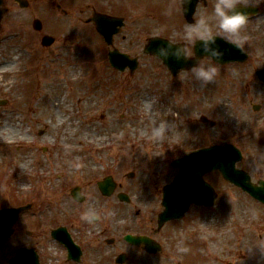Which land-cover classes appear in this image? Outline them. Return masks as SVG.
I'll return each mask as SVG.
<instances>
[{
    "label": "rangeland",
    "instance_id": "rangeland-1",
    "mask_svg": "<svg viewBox=\"0 0 264 264\" xmlns=\"http://www.w3.org/2000/svg\"><path fill=\"white\" fill-rule=\"evenodd\" d=\"M99 2L100 9L113 12L118 0ZM128 2L135 10L126 16L112 48L138 57L133 73L112 69L107 62L110 48L94 28L72 17L65 20L67 26L49 3L43 7L34 2L33 11L12 10L1 20L0 122L15 114L24 141L0 147V210L28 204L31 209L19 215L0 248V264H10L20 248L34 249L47 264H116L121 254L123 264H264V206L218 173L204 175L218 195L214 207L191 205L182 223L164 227L162 253L147 254L139 249L143 246L131 247L122 240L127 232L156 227L162 188L176 175L172 161L178 153L231 143L242 152L237 167L253 182L264 180V85L254 75L264 67V0L242 2L259 7L261 14L243 29L249 37L242 48L247 62L216 65L218 75L207 85L191 71L172 77L158 58L142 54L144 38L159 30L173 38L176 29L160 25V17L169 18L173 10L160 16L146 11V0L123 1ZM84 3L89 4L84 8L91 4ZM215 3L211 0L205 9L200 3L198 19L211 14ZM36 16L43 20L39 33L31 26ZM176 25V41L192 56L193 42L182 35L189 25ZM43 35L54 38L50 48L41 47ZM209 63V58L200 62ZM52 94L64 101L65 109L51 101ZM254 104L259 111L252 110ZM202 116L207 123L200 121ZM161 124L165 131L157 139L153 130ZM108 174L116 186L105 198L96 182ZM73 186L85 197L83 203L71 198L68 190ZM119 193L128 196V204L119 202ZM46 201L52 204L46 206ZM90 207L99 213L97 223L82 219ZM111 218L116 226L106 224ZM57 227H66L80 245L79 262L67 261L65 248L50 239V230ZM181 228L190 229V235H182ZM107 239L113 244L107 245Z\"/></svg>",
    "mask_w": 264,
    "mask_h": 264
},
{
    "label": "water",
    "instance_id": "water-1",
    "mask_svg": "<svg viewBox=\"0 0 264 264\" xmlns=\"http://www.w3.org/2000/svg\"><path fill=\"white\" fill-rule=\"evenodd\" d=\"M192 4L187 5V11L190 10ZM239 9V8H238ZM240 10V9H239ZM244 11V10H241ZM186 14V15H187ZM107 19V20H106ZM96 24V29L98 33L104 36L105 41L109 44L111 36L114 34V30H108L107 24H109L108 18L94 17L93 19ZM116 24H112V28ZM219 40V38H217ZM52 42L50 39H44L43 44L48 45ZM221 47L225 48L226 56L222 63L239 61L243 62L246 60V55L240 50L232 45H225L223 41H219ZM156 47L149 45L145 52L153 53ZM173 49H168L167 53H171ZM196 57L191 60H186L182 62H173L170 60L168 63L164 64L168 67L172 75L176 74L178 71L183 69H188L193 66V63L197 59L203 57L199 50L198 44L194 47ZM183 54L182 52H177V55ZM109 60L111 64L116 68L123 69L125 65H128L131 70L136 66L135 61H126L124 56H120L116 51L109 54ZM257 77L264 81V70L257 72ZM240 160V153L233 149L232 147H213L210 149L202 150L194 154L186 156L179 163L186 164L182 168V172L172 185L166 187L163 192L162 205L164 207L163 212L158 216V226L160 227L163 223L168 220L181 218L187 207L191 202L196 204L212 205L214 202L215 194L211 187L202 181L203 173L211 170H218L222 176L235 184L236 186L242 188L243 190L249 192L254 197L264 200V183H261L260 188L252 186L249 177L242 171L235 170V162ZM178 164V163H177ZM106 182V183H105ZM99 185L100 192L109 196L113 192V185L110 180L105 181ZM74 198L80 200V196L77 190L73 191ZM121 200L125 197L119 196ZM26 208V207H25ZM24 209H12V210H2L0 211V247L6 241V239L11 235L10 228L15 223L19 212ZM61 243H64L69 251V258L78 259V247L75 246L70 237L67 235L65 229L61 228L52 233ZM125 239L133 244L144 243L147 244V250L154 252L151 248L150 242L144 237H132L130 235L126 236ZM125 257H118L117 262H123ZM14 262L27 263V264H39L37 256L32 249H20L16 257L13 259Z\"/></svg>",
    "mask_w": 264,
    "mask_h": 264
},
{
    "label": "clouds",
    "instance_id": "clouds-1",
    "mask_svg": "<svg viewBox=\"0 0 264 264\" xmlns=\"http://www.w3.org/2000/svg\"><path fill=\"white\" fill-rule=\"evenodd\" d=\"M192 0H184L185 5L190 4ZM240 0H216L211 14L202 13L197 22L189 25L183 31V39L186 42H198L199 50L203 56H208L214 63L200 64L197 61L193 63L190 69L192 77L199 81L202 85L214 81L218 75L216 65L222 63L226 56L224 47H221L219 41H223L225 45H232L236 48H243L248 41V35L243 31L248 23L247 11H241L237 5ZM246 8L247 5H242ZM171 11V10H169ZM187 11V8H185ZM214 21V22H213ZM220 37L218 40L217 37ZM183 44H173L171 40L161 41L155 52L152 54L163 62H182L187 60L185 54L177 55V52H183ZM167 49H173L169 54ZM165 126L161 124L153 130V136L157 139L163 138ZM79 167V165H77ZM108 215H111L109 210ZM82 219L93 223L99 219V213L95 208H88L82 214ZM186 251V249H181Z\"/></svg>",
    "mask_w": 264,
    "mask_h": 264
},
{
    "label": "flooded vegetation",
    "instance_id": "flooded-vegetation-1",
    "mask_svg": "<svg viewBox=\"0 0 264 264\" xmlns=\"http://www.w3.org/2000/svg\"><path fill=\"white\" fill-rule=\"evenodd\" d=\"M87 1L91 2V4L89 7L84 8L89 5L87 3H84ZM123 1L126 2V0H118V3L114 4V7L116 10L113 12H107L103 10V8L100 9L98 5L100 4L99 0H64V1H61L60 4H58L57 8H58V11H60L65 17H73V18H82L86 16L89 17L94 12H98V13L106 14L109 16L121 17L124 19V23H127L126 16L130 14L132 15V13L135 10V5L132 2L131 3L128 2L124 4ZM146 1H147L146 11L150 13L158 14L162 16V13L166 9L171 8L173 10L170 14H168L169 18L164 19L163 17H160V25L163 29L170 28V27L177 29L175 27L177 26L176 24H178V29L180 27L179 24L181 25L180 29H183V26H182L183 23L190 25L186 22L182 14L181 0H146ZM203 6L205 8L209 7L210 2L209 1L204 2ZM81 7H83V9H80ZM198 7H199V4L197 5L195 13L192 17V20H193L192 24L198 21V16L196 13V11H198ZM146 19L151 20V22H155V23L157 21L155 17H151V16H147ZM157 22H159V20ZM152 230L153 228H150L149 232L145 231L142 233L140 231L139 233L150 234ZM139 249H142V248H139Z\"/></svg>",
    "mask_w": 264,
    "mask_h": 264
},
{
    "label": "bare ground",
    "instance_id": "bare-ground-1",
    "mask_svg": "<svg viewBox=\"0 0 264 264\" xmlns=\"http://www.w3.org/2000/svg\"><path fill=\"white\" fill-rule=\"evenodd\" d=\"M42 83H43V86L41 87H44L45 83L44 82ZM51 96H52L50 97L51 101L55 102V104L59 105V107H62L63 109H65L64 106L66 105L63 100L57 101V96L55 94H52ZM145 104H148V103L145 102ZM14 115L15 114L9 115L7 118V121L5 120V121L0 122V147L1 148L9 144H14L16 143V141H22V142L24 141L23 139L24 136H22L20 134V131L16 129L17 126H20V124L14 121ZM58 120L59 122H61L63 119L60 116H58Z\"/></svg>",
    "mask_w": 264,
    "mask_h": 264
}]
</instances>
